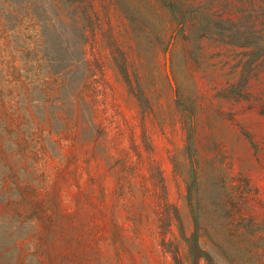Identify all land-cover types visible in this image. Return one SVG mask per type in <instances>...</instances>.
Here are the masks:
<instances>
[{
    "label": "rangeland",
    "instance_id": "rangeland-1",
    "mask_svg": "<svg viewBox=\"0 0 264 264\" xmlns=\"http://www.w3.org/2000/svg\"><path fill=\"white\" fill-rule=\"evenodd\" d=\"M195 236L264 264V0H0V264H191Z\"/></svg>",
    "mask_w": 264,
    "mask_h": 264
},
{
    "label": "trees",
    "instance_id": "trees-1",
    "mask_svg": "<svg viewBox=\"0 0 264 264\" xmlns=\"http://www.w3.org/2000/svg\"><path fill=\"white\" fill-rule=\"evenodd\" d=\"M162 2L165 3V1H162ZM181 23H183V21ZM187 153H188V157H189L190 165H191V181L195 183L197 163H196V159H195V152L193 150L192 132H190L189 136H188ZM193 216H194V221L196 223L197 222L196 217H195V215H193ZM189 257L191 259V264H199V261L201 259L207 258L205 253L199 248L198 238L196 236L194 237L192 243H190ZM175 263L176 264H183L182 259L180 258V254L178 252V249H177L176 255H175Z\"/></svg>",
    "mask_w": 264,
    "mask_h": 264
}]
</instances>
